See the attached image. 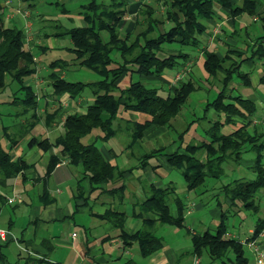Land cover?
Wrapping results in <instances>:
<instances>
[{
	"label": "crops",
	"instance_id": "crops-1",
	"mask_svg": "<svg viewBox=\"0 0 264 264\" xmlns=\"http://www.w3.org/2000/svg\"><path fill=\"white\" fill-rule=\"evenodd\" d=\"M90 1L0 0L4 22L18 23L21 26L20 29L23 30L25 35L24 48L29 50L33 56L36 70L32 74V82H36V85H32L27 78L24 79L23 83L32 86L37 102L34 110H23L21 100L14 99L20 93L18 90L20 85L16 81L8 82L7 86L0 90V144L8 151L11 160L22 158L29 164L26 169L11 177H5L3 172L0 171V225L9 229L15 235L16 240L14 241L17 243L19 249L23 248L29 253L45 256L49 260L58 262L59 264H193L194 259H198L197 264H200L201 252L199 254L193 252L191 236L195 233H203L206 230L210 231V228H214L215 231L222 209H220V203L217 200V204H214L207 197L197 198L196 195L203 193L207 189L215 188L213 184H205L206 179H219L225 175V168L223 166L225 161H229L227 167L228 171L231 172V178L229 181L220 184L218 189L227 200L229 207L233 208V213L238 214L244 211L256 213L260 209H264V188L256 193V201L258 202L257 211L244 208L240 203L230 205L231 201L225 194L224 185L233 184L236 180H245V176L253 175V178L255 176L253 170L255 152L248 149V145L245 146L239 158L229 157L222 161L218 166L221 171L218 175L214 176L207 173L204 181L197 189H188L182 171L170 167L166 161L164 156L166 153L174 151L185 152L187 145H197L210 141L211 137L208 129L213 121L224 119V112H220L212 106L214 117L209 126L204 130V139L197 142L183 143L184 132L189 127L179 132L177 140L172 139V141L167 142L168 132L166 129L174 128L176 124L175 120L170 121L169 126L149 125L136 141L131 142L133 122L144 123L150 120L151 116L144 112L130 111L120 106L117 116L112 121L115 133L107 139L101 138L103 133L95 134L96 136L91 135L88 143H94L97 138H100L103 143L99 151L111 164L122 171V175L114 181L103 182L96 186L92 185L89 178L84 175L80 164L70 161L68 156L62 151L61 146L52 144L47 149H42L38 144H28V140L31 137H36L37 139L47 138L52 143L58 135L63 134V124L67 114L74 112L84 113L87 106L93 103L95 99V93L88 86L84 87L77 95H71L68 92L56 93L53 85V77L55 75L68 80L65 78L66 72L64 70L74 68L77 65L98 74L95 70L80 63V59H77L76 54L72 50V38L67 33V30L72 27L86 25L83 5ZM115 1H122L126 7H129L130 4H138L136 11L125 12L123 15V19L125 20L124 27L130 25L131 22H136L134 32L141 30L148 24L149 20H147L146 15L140 13L145 7L153 8V16L158 18L159 21L161 20V23L158 25L159 28L165 29L171 25V22L166 20L164 16V11L168 6L169 0H111L110 3ZM160 1L163 3L158 5ZM231 2L234 6L242 4L241 0H231ZM255 2L254 14L242 12L231 15L228 8L216 5L214 15L209 19L203 20L206 30L200 36L201 44L197 47H192L194 51L191 53L182 51L187 54V57L180 58L177 64H181V66L185 65L186 69L191 66L185 73L187 75L195 71L200 73L201 68L197 65H201L206 72L204 75H207V79H217L216 77L221 76L219 81L222 86L219 91L224 92V102H235V96L238 95L251 100L255 105L256 111L251 116V124L247 127V130L250 133L255 131V134L259 135V139L263 140L264 83L261 81V76L264 75V55L256 54L254 50L257 45L263 50L264 33L252 38L248 33V29L254 22L258 21L262 23L264 29V0H255ZM69 4L76 6L74 7V13L70 9ZM162 4L164 8L163 18H159L156 12L159 6L162 7ZM62 18L67 22L73 23L77 20V24L66 26ZM167 25L169 26L166 27ZM46 26H49L51 29L46 31L43 28ZM121 30V33L124 34L125 30ZM65 37H68L69 40ZM178 46L175 43L166 45L167 52L176 53L181 51L178 50ZM35 49L41 53H68L70 56L59 57L45 64L42 62L41 57L34 54L33 51ZM205 50L214 51L219 58L226 56L223 67L218 69L216 75L208 74L204 68ZM56 60H59L60 63L57 64ZM115 60H120V55L119 59ZM234 62H239L240 65L225 85L222 81L226 73L225 69ZM112 64L110 65L111 67L116 65L115 63ZM38 69H48L49 71L46 76L40 77ZM166 71L167 69L160 75L145 76L129 70L128 72H123L115 83L121 88L126 87L130 81L140 80L146 85L157 87L161 95H172L175 87L182 81L181 78L175 79L176 75L171 78ZM242 72L248 74L247 82L240 76L239 73ZM99 76L101 78V75ZM135 77L136 79H134ZM191 82L194 85L193 90H195L196 86L193 81ZM86 88L89 89V93L81 94ZM234 90L237 93H234ZM118 92V88L113 91L114 94H118ZM211 101H207V103ZM207 103L206 107L211 106H207ZM67 110L70 111L68 112ZM33 113L36 115L35 118L32 116ZM239 125L240 123L238 122L235 124H224L220 127V131L221 133L228 134ZM38 126H40L39 130H41L40 133L43 135L39 136V133L37 134ZM196 128L195 126L192 128L191 125L189 129V132L192 134L190 135L191 138L198 135L196 134ZM125 131L127 132L128 140L124 146L117 139L113 140L112 144L109 143L110 139ZM56 132L58 134L51 137ZM156 138L161 140V145L142 152L138 156L137 164L124 166V164H127L128 157L134 156V152L141 144H146V140H156ZM197 155L202 160L206 158L205 152H198ZM51 156H56L58 160L51 172L46 174V167ZM157 157H162L163 160ZM151 158H156L154 163H150L149 160ZM136 169H142L143 174L145 173L150 181L146 177L143 178V174L136 173ZM173 169L179 170L182 174L183 187L186 191L185 195H178L175 181L170 179L167 174H164L165 171L167 173ZM152 178L154 179L151 180ZM144 179L147 181L148 186L142 184ZM61 185L65 190L59 188ZM153 186L173 187V193L169 195L166 202L173 214L176 213L175 198L182 199L184 204L182 226L163 224L156 218L155 214L148 211L139 212V202L150 194ZM113 188L117 189L113 191ZM213 192L214 190L210 194ZM17 195L21 197V201H7V197H16ZM129 201H131V207L126 209V204ZM208 203H210V206H208ZM120 205L124 206L125 209L120 210L116 208ZM229 207H227V210ZM107 210L122 211L125 214L122 229L116 227L110 219L102 216ZM149 217L155 218L151 228L155 235H157L156 230L161 225L175 227L176 230L174 231L176 233L183 227L186 228L191 240V249L189 250L190 252L188 251L190 254L189 259L179 261L177 259L179 246H172L164 239L163 235H157L162 239V246L147 256H143L140 253L136 240L124 241L122 239L120 236L122 231L129 235L133 234L141 228L143 219ZM263 218L264 216L258 219ZM208 220L210 223H208ZM212 220L213 224H211ZM198 225L203 228L202 231H197L195 226ZM254 226L247 231L248 234H245L244 237H239L236 227H227L226 212V231L224 236L237 239L242 243L243 254L247 258V264H264V234L257 235L254 238L251 237ZM253 239L257 240V244L260 245L263 253L262 262L260 263L257 262L255 254L247 244V242ZM7 240L6 245L3 247L6 255L7 244L13 239L8 237ZM0 242L3 243L1 240ZM245 244L254 255V263H251L249 256L245 253ZM227 257L229 259L233 258L232 253L229 252ZM228 258H225L224 261L234 264L232 261H228ZM219 264H221V261Z\"/></svg>",
	"mask_w": 264,
	"mask_h": 264
},
{
	"label": "trees",
	"instance_id": "trees-1",
	"mask_svg": "<svg viewBox=\"0 0 264 264\" xmlns=\"http://www.w3.org/2000/svg\"><path fill=\"white\" fill-rule=\"evenodd\" d=\"M241 1V5L234 6L231 0H169L164 16L171 25L165 29L159 28L161 20L153 16V8L145 7L140 13L146 15L148 24L136 32H134L136 22H131L124 27L123 15L125 12L136 11L138 4H130L126 7L122 1L106 4L91 0L83 5L86 25L72 27L67 30V33L72 38V50L77 59H80V63L98 72L101 78L94 82H73L55 75L53 85L56 93L68 92L71 95H77L88 86L95 93V99L87 106L84 113L67 114L63 124V134L58 135L52 143L47 138L31 137L28 144H38L42 149H47L52 144L61 146L71 162L82 166L84 175L89 178L92 185L96 186L120 178L122 171L101 154L95 143L83 142L84 136L95 128H99L103 133L102 139L112 136L115 133L112 121L117 116L120 106L151 116V119L144 123L133 122L131 142L136 141L149 125L169 126L171 119L177 115L189 93L194 89V85L191 81L181 82L175 87L172 95L164 96L159 94L157 87L146 85L140 80L130 81L126 87L121 88L115 83L116 80L123 72L129 70L145 76H153L174 67L178 60L186 58L187 54L182 51L167 52L165 45L175 43L180 47L199 46L200 36L206 30L203 20L214 15L216 5L228 8L231 15L242 12L255 13V0ZM121 29L125 30L124 34L121 33ZM103 31L107 33L106 39L101 35ZM155 31L156 34L153 35ZM24 37L22 29L5 25L0 3V90L5 88L8 82L16 81L20 85L18 90L22 95L14 99L21 100L23 110H34L37 105L36 95L32 86L25 85L23 82L26 77L35 72L36 68L31 52L24 48ZM254 51L256 54L264 55V48L262 50L259 45ZM112 52H118L120 60H115ZM204 55L205 70L210 75H216L218 69L223 67L226 56L219 58L214 51L210 50H205ZM56 63L59 64V60H56ZM112 63L116 65L111 67ZM239 65V62H234L225 69L223 84H227ZM239 74L245 82L248 81L247 73ZM261 81L264 83V75L261 76ZM117 88L119 92L114 94L113 91ZM223 97L224 92L219 91L218 95L207 103V106L211 105L225 114L223 120H215L209 127L211 140L197 145H187L185 152L174 151L164 156L170 167L182 171L187 188L197 189L207 173L218 175L221 172L218 168L219 164L229 157L239 158L245 146L248 145V149L255 152L254 178L236 180L233 184L224 185V190L231 201L230 205L240 203L244 208L257 211L256 193L264 188V139L260 140L255 131L250 133L247 130L256 108L251 100L240 95L235 96V102H224ZM32 116L36 117L34 113ZM237 122L240 125L231 133H221L222 125ZM198 152L206 153L205 160L197 155ZM57 160L56 156L50 157L46 174L51 172ZM28 166L29 164L22 158L11 160L8 151L0 144V171L5 177H11ZM116 189L113 188V191ZM171 193H173V187L153 186L150 194L139 202V212H151L163 224L182 226L184 204L181 198L176 197V213L173 214L166 203ZM102 216L122 229L125 220V214L122 211L107 210ZM154 219V217L144 218L141 228L131 235L124 231L120 234L124 241L136 240L143 256L151 254L162 246V239L151 230ZM262 226L263 219H258L251 237H256ZM225 231L226 212L221 210V217L214 232L206 230L203 233L192 234L193 252L199 254L202 249H206L209 256L220 260L221 264H229L224 259L228 258L227 254L231 252L233 258H228V261L234 264H247L242 243L237 239L225 237ZM5 245L6 240L3 243L0 242V264H15L8 261L3 251ZM22 264L59 263L45 256L27 252Z\"/></svg>",
	"mask_w": 264,
	"mask_h": 264
},
{
	"label": "rangeland",
	"instance_id": "rangeland-1",
	"mask_svg": "<svg viewBox=\"0 0 264 264\" xmlns=\"http://www.w3.org/2000/svg\"><path fill=\"white\" fill-rule=\"evenodd\" d=\"M99 2H103V3H110L111 0H97ZM161 3H163L162 1H160V3L158 5H160ZM70 9L72 10V12L74 13V7H76L74 4H69ZM158 11L156 12L157 16L159 18H163V4L162 7L159 6ZM63 23L66 26H73L77 24V20H75V22H67L65 21L64 18H62ZM7 26H16V27H21L18 23H5ZM169 25H167L166 27H168ZM46 31H49L51 28L49 26L43 27ZM248 33L250 35V37L255 38L257 35L264 33V29L262 27V23L260 21L258 22H254L253 25L248 29ZM153 35L156 34V32L152 33ZM102 35L104 37H106L107 33L105 31L102 32ZM69 40L68 37H65ZM203 40V39H202ZM69 45V44H68ZM166 47V45H165ZM178 50L184 51V52H192L194 51V48L190 47V46H183V47H177ZM34 54L36 56L41 57L42 62L47 64L48 62H50L53 59L59 58V57H69L70 55L67 53H56V52H46V53H41L39 50L35 49ZM65 55V56H62ZM113 57L115 59H119V53L118 52H113ZM198 64V63H197ZM113 65V64H111ZM199 68H201V72L198 73L197 71H195L194 73L191 74H185L188 71V67L187 69L185 68V65L181 66V64H177L175 67L167 69L166 73L168 75H170V77L172 78L174 75H177L178 73L180 74L181 77V81L182 82H186L188 80H191L194 82L196 89L193 90L186 102L182 105L179 113L173 117L171 119L175 120L176 124L174 128H168L167 130V135L168 137L166 138L167 142L172 141V139H176L178 137L179 132L183 131L184 129L188 128L190 129L191 125L192 128L193 126H195L196 128V134L195 137L193 136V138L190 137L191 132H189V129H187L186 132H184V137H183V143H187V142H197L200 141L202 139H204L203 135H204V130L209 126L210 122L212 121L214 114L213 111L214 109L212 108V106L206 107V103L207 101H211L218 93V91L221 89V83L219 81V77H216L217 79H207L206 76L204 75L206 74V72L204 71V69L202 68L201 65H197ZM39 70V69H38ZM48 69H41L39 70L38 74L39 76L43 77L46 76L48 73ZM66 72L65 78L68 80H73V81H84V82H88V81H95L100 79L99 74L95 73L94 71H91L89 69H86L84 67L81 66H76L74 68L71 69H66L64 70ZM27 80L30 81V83H32V85H36V82H32L33 80V76H29L26 77ZM136 79V77L134 78ZM138 79V78H137ZM49 84V83H48ZM235 91V90H234ZM229 92V91H228ZM89 93V89H84L82 91L81 94H88ZM164 93V92H162ZM234 93H237V91H235ZM17 96H21V93H18ZM68 112L70 110H67ZM116 125V123H115ZM37 134L43 135L40 133L41 130L40 126L37 127ZM171 130V131H170ZM99 133H102L100 131L99 128H95L90 134H87L84 138H83V142L88 143L89 142V137L91 135H97ZM1 134V132H0ZM58 133H54L51 137H54L55 135H57ZM95 135V136H96ZM118 140L122 146L125 145V143L128 140V135L127 132H122L117 134L114 138L110 139L109 143L112 144L113 140ZM95 145L98 147V149L101 150V145L103 143L102 140H100V138L96 139V142H94ZM159 145H161V140L159 138H156V140H146V144H141L139 148L136 149V151L134 152V156L128 157V161L127 164H124V166H131V165H135L138 163V156L144 152L145 150H148L150 148L153 147H158ZM158 159H162V157H157ZM156 160V158H151L149 161L150 163H154V161ZM229 161H225L223 163V166L225 168V175H223L221 178L219 179H212V178H208L206 179L205 184H213L215 186V188L213 189H207L206 191H204L201 194L196 195L197 198L202 197V198H208L210 200H212L214 202V204H217L216 200L220 203V209L224 210L227 212V227L228 228H233L236 227V229L239 232V237H244L245 234H248V230L250 228H253L255 221L259 218L264 216V209H260L258 212L256 213H252L249 211H244V212H239L238 214H234V210L233 208L229 207V204L227 202V200L225 199V197L219 192V187L220 184L225 183L227 181L230 180V175L231 172L228 171V164ZM136 173H141L143 174V170L142 169H136L135 170ZM161 172V171H160ZM164 174H167L168 177L172 180L175 181L176 187H177V194L178 195H185L186 191L184 190V181H183V177L182 174L179 170H171L170 172L165 171ZM253 175L251 176H245V180H250ZM143 178L146 177V174L144 173L142 175ZM154 178H152L151 180H153ZM148 181H150V179H148ZM143 185H147V181L144 179L142 181ZM213 186V187H214ZM60 189L65 190V188L61 185L59 186ZM201 188V187H200ZM183 189V190H182ZM214 192L212 194H210L211 191ZM191 193V192H190ZM208 206H210V203H208ZM131 207V201L128 202V204H126V209ZM227 207H229V209L227 210ZM116 208L120 209V210H124L125 207L120 205L119 207L117 206ZM208 223H210V221L208 220ZM213 220L211 221V224H213ZM1 226V225H0ZM4 227V226H1ZM6 228V227H5ZM195 228L197 229V231H202V227L200 225L195 226ZM176 230L175 227L173 226H169V225H161L160 228H158L156 230V234L157 235H163L164 239L170 243L172 246L176 247L179 246V251L177 253V259H179V261L181 260H186L187 258L189 259L190 254H189V250L191 249V240H190V234L187 233L186 228H182L180 229L177 233L174 231ZM210 231H214V228H210ZM136 245V243H135ZM245 253L249 256L251 263H254L255 259H254V255L252 254L251 250L248 248V246L245 244ZM134 249L136 247H133ZM137 249V248H136ZM189 251V252H188ZM6 253H7V257H8V261L10 262H15V264H22L23 262V257L27 254V251L23 248L19 249V247L17 246V243L13 240H10V242L7 244L6 247ZM181 257V259H180ZM219 260H213L210 258V256L208 255L207 251L205 249H202L201 254H200V264H219Z\"/></svg>",
	"mask_w": 264,
	"mask_h": 264
},
{
	"label": "built area",
	"instance_id": "built-area-1",
	"mask_svg": "<svg viewBox=\"0 0 264 264\" xmlns=\"http://www.w3.org/2000/svg\"><path fill=\"white\" fill-rule=\"evenodd\" d=\"M180 78H181L180 74L178 73L175 76V79H180ZM15 200L21 201V197L18 195L16 197L15 196L7 197L8 202H12ZM263 234H264V218H263V226H262L261 231L259 232L258 235H263ZM8 237L16 240L15 235L9 229L0 226V240L5 241L8 239ZM247 244L251 247L253 253L255 254L257 262L258 263L262 262L263 253H262L260 245L257 244V240L253 239V240L247 242ZM197 263H198V259H194L193 264H197Z\"/></svg>",
	"mask_w": 264,
	"mask_h": 264
}]
</instances>
